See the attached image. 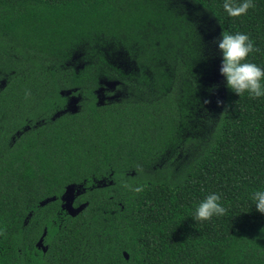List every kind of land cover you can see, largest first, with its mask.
<instances>
[{
	"label": "trees",
	"instance_id": "1",
	"mask_svg": "<svg viewBox=\"0 0 264 264\" xmlns=\"http://www.w3.org/2000/svg\"><path fill=\"white\" fill-rule=\"evenodd\" d=\"M223 2L0 0V147L29 126L0 148L1 240L17 209L74 184L99 234L92 264H264L251 200L264 188V97L225 89L218 111L197 114L211 56L198 19L248 34L246 59L264 67V0L239 17ZM212 192L224 214L196 220Z\"/></svg>",
	"mask_w": 264,
	"mask_h": 264
},
{
	"label": "flooded vegetation",
	"instance_id": "2",
	"mask_svg": "<svg viewBox=\"0 0 264 264\" xmlns=\"http://www.w3.org/2000/svg\"><path fill=\"white\" fill-rule=\"evenodd\" d=\"M28 128L21 122L10 126L11 142L0 148L7 150ZM67 185L58 195L38 199L33 209L15 211L19 223L17 228L8 230L5 240L0 238V264H92L95 257L89 255L90 248L94 252L90 237L99 234L88 222L91 219L88 210L74 209L83 203L79 195L84 190L74 193L70 207L65 194ZM26 194L29 193L20 192V197ZM5 212L0 215L5 216Z\"/></svg>",
	"mask_w": 264,
	"mask_h": 264
},
{
	"label": "clouds",
	"instance_id": "3",
	"mask_svg": "<svg viewBox=\"0 0 264 264\" xmlns=\"http://www.w3.org/2000/svg\"><path fill=\"white\" fill-rule=\"evenodd\" d=\"M254 7L253 0H241L239 4L234 0H224L223 10L230 17H239ZM217 51L220 53L217 72L223 86L241 96L247 93L250 98L264 97V67L249 62L246 58L256 51L253 40L246 33H222L214 40ZM215 87V86H213ZM125 188L130 186L125 184ZM139 187L131 191L139 192ZM220 195L212 192L206 195L195 207L194 218L207 221L213 216H221L225 209L220 204ZM257 212L264 214V188L254 190L251 194Z\"/></svg>",
	"mask_w": 264,
	"mask_h": 264
},
{
	"label": "rangeland",
	"instance_id": "4",
	"mask_svg": "<svg viewBox=\"0 0 264 264\" xmlns=\"http://www.w3.org/2000/svg\"><path fill=\"white\" fill-rule=\"evenodd\" d=\"M197 22L202 31L204 46L208 52L210 51V58L212 59L209 58V66L205 72V76H203V87L201 92L203 94L202 99L206 100V103L201 107V104H197L199 105L197 108V114L207 116L211 113L213 115L220 109L226 88L223 86L221 77L217 72L220 53L216 49L214 40L220 36V33L218 32L219 28L214 22V19L207 17L206 15L203 19H198ZM120 64L124 65L123 61H120ZM76 109L77 107H74V110Z\"/></svg>",
	"mask_w": 264,
	"mask_h": 264
},
{
	"label": "water",
	"instance_id": "5",
	"mask_svg": "<svg viewBox=\"0 0 264 264\" xmlns=\"http://www.w3.org/2000/svg\"><path fill=\"white\" fill-rule=\"evenodd\" d=\"M77 98L75 97H72L70 99V101L68 102V107L71 108V110H74V107H77ZM80 191V188L79 187H76L74 184H68L65 188V194H66V199L68 200V205L67 206H70L72 207V200H73V195L74 193H78ZM86 206V203L83 202L82 204H80L79 206H77V208H74L76 210H79L83 207ZM123 255L125 258H128V254L124 251L123 252Z\"/></svg>",
	"mask_w": 264,
	"mask_h": 264
}]
</instances>
